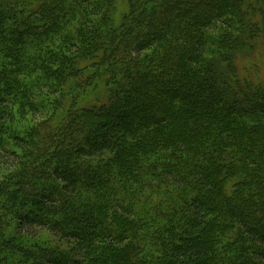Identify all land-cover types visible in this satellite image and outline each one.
<instances>
[{
    "label": "trees",
    "instance_id": "trees-1",
    "mask_svg": "<svg viewBox=\"0 0 264 264\" xmlns=\"http://www.w3.org/2000/svg\"><path fill=\"white\" fill-rule=\"evenodd\" d=\"M118 1L0 0V101L86 109L67 104L3 192L16 247L50 259L12 264H264V0Z\"/></svg>",
    "mask_w": 264,
    "mask_h": 264
},
{
    "label": "rangeland",
    "instance_id": "rangeland-1",
    "mask_svg": "<svg viewBox=\"0 0 264 264\" xmlns=\"http://www.w3.org/2000/svg\"><path fill=\"white\" fill-rule=\"evenodd\" d=\"M126 4H127L126 0H120L118 1V3L117 2L115 3L113 10H115V12L118 13V17L120 15L118 11H121V9ZM63 40H64L63 35L61 34L58 35L57 37L53 39L54 43L52 47L57 48L59 41H63ZM76 51L77 50L71 47V48H67V50H63V51L61 50L57 52H59L60 54H62V52H68L67 54H70ZM257 56L258 57L264 56V48L261 51L260 50L258 51ZM259 63L262 66L260 67V72L263 73L262 77H264V58ZM33 71L35 70H31L30 72L33 73ZM241 71L246 74L247 66H244V67L242 66ZM29 76L31 77V75ZM67 80H74L73 76L71 77L69 76ZM79 86L82 88L85 86V84H80ZM101 89L103 90V87H101ZM49 91H50V88L46 89L44 93H46L47 95V92L49 93ZM78 91H79L78 95L82 94L80 90ZM60 95L64 96V92L62 90L59 93H56L55 95L49 94V98H47V100L44 98L46 100V106H40L38 109L36 108V105H31L28 103L27 104L22 103L23 106H21V103L19 101L18 102L15 101V98H13L12 101L10 100L9 103H6V102L2 103L0 101V110L2 109V112H6V114L12 113V117L8 119L7 117L4 118L3 122L6 124L10 122L14 123L12 125L9 124V127L11 128L13 125L16 124L18 126V129H16L17 130L16 133L18 134V136L21 137L20 138L21 143L18 141H12V140H10V142L7 140V142L3 143V146L6 149L8 148L9 150L14 151L16 153V156L13 158H10L11 156L7 155L8 153L6 152H2L0 154L2 155V157L0 158V202L8 204V201H5L6 200L5 196H7V193L3 194V192L7 191L6 190L7 187L10 188V184L17 183L15 176L18 175V172L23 171L24 169L27 168V164H28L27 162H29L28 160L29 157H31V155L34 153L39 155L38 151L41 148L40 147L41 145L39 143V138L41 137V135L43 136V133L47 132V130L50 128L49 125L51 123L56 122L59 118L62 119V117H64L62 112L67 107V104L70 101L69 98H73L74 95L68 94V96H66L67 94H65L64 100L63 101L62 99L59 100L58 105L52 104L51 99L57 98L58 100V97ZM80 97L81 95L77 96V99L75 98L76 101L74 102V104L72 105L68 104V105L69 106L71 105L72 107L74 106V108L75 107L80 108L82 111L81 113L84 114L86 113L85 112L86 109H83L84 108L82 106L83 103L80 104L79 102H77L78 100H80ZM140 101H141V97L137 96V98H134V102H140ZM62 102H64V104H62ZM159 117L161 118L162 116H159ZM129 121L132 122L133 124L136 122L135 119H132V120L129 119ZM106 131L107 130L101 133L102 136L98 137V141L103 140L102 142L107 143L106 140H108V138L107 139L104 138V137H108V134H107L108 131L107 132ZM85 144L88 145V147H90L91 142L87 140ZM8 192L10 193L11 191H8ZM47 198H49L48 201L46 203L43 202L44 205H42L47 211L50 210V208H48V207H51L50 205H53V206L60 205L58 203V200L53 201L54 200L53 197L52 198L47 197ZM37 202H39V204H42L41 198L38 197ZM63 208H66L65 205H62L61 209ZM10 211L11 210L6 209V212L4 211L5 215H3L4 216L3 219L0 221V224H1L0 225V238L2 234L4 235L3 231L5 230H8V233L10 235L9 240H7L6 242H4L3 240L4 247L0 249V254H2L0 256H1V259L3 260H0V264H12L11 254L16 253V252L19 254L22 253V251L15 245V241H17L16 239H14L16 238L14 235H17V232H15L16 218L13 217ZM37 229L40 232L38 234V237L35 238V240L39 242L42 241L41 243L42 245L46 242L51 243L53 246H57L59 244L58 243L59 236H55L54 232H52L51 229H47L43 227H38ZM48 254L46 253L44 249H41L40 251H36L28 255H24V254H21V255H23L24 259L30 257V258H33L35 262L39 261L41 263H47L48 260H50ZM27 263L31 264V261H28Z\"/></svg>",
    "mask_w": 264,
    "mask_h": 264
},
{
    "label": "bare ground",
    "instance_id": "bare-ground-1",
    "mask_svg": "<svg viewBox=\"0 0 264 264\" xmlns=\"http://www.w3.org/2000/svg\"><path fill=\"white\" fill-rule=\"evenodd\" d=\"M125 113H126V114L129 113V111H125Z\"/></svg>",
    "mask_w": 264,
    "mask_h": 264
}]
</instances>
